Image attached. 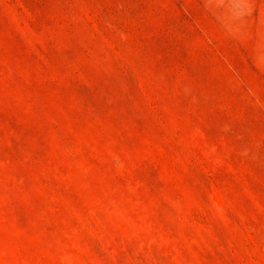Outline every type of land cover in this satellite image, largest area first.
<instances>
[{
  "label": "rangeland",
  "instance_id": "1",
  "mask_svg": "<svg viewBox=\"0 0 264 264\" xmlns=\"http://www.w3.org/2000/svg\"><path fill=\"white\" fill-rule=\"evenodd\" d=\"M0 264H264V0H0Z\"/></svg>",
  "mask_w": 264,
  "mask_h": 264
}]
</instances>
